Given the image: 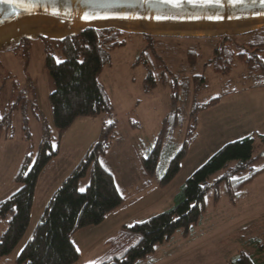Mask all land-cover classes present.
<instances>
[{"label": "rangeland", "instance_id": "374dc122", "mask_svg": "<svg viewBox=\"0 0 264 264\" xmlns=\"http://www.w3.org/2000/svg\"><path fill=\"white\" fill-rule=\"evenodd\" d=\"M30 31L21 29V35L17 34L19 36L9 33L0 37V202L20 189L15 176L25 156L32 152L36 158L40 145L47 136L52 138L55 147H60V154L39 178L32 221L26 235L11 255L0 257V264H17L18 256L41 222L54 192L79 166L92 146L100 141L102 130L110 127L107 139L109 148L102 161L114 173L125 198V206L110 213L102 224L84 228L73 236L82 253L81 260L97 261L108 250L104 241L99 239L112 236L115 231L108 235L109 232L123 222L133 225L177 206L187 180L223 146L233 142L235 135L224 130L222 123H204L203 112L210 108L202 111L198 116L196 137L190 141L189 154L182 163L180 173L168 186L161 187L160 182L168 170L170 160L182 148L186 139L185 129L191 117V109L228 92L258 84L261 77L259 74L251 75L244 64L234 68L230 74H217L212 68H205V63L214 54V44L209 40L218 38V34L147 31L145 34L156 39L145 41L140 35L144 34L143 31L133 32L135 36L128 39L126 46L112 52V63L98 75V81L111 102L112 111L95 117L79 118L60 137L50 101L56 84L46 60L48 54L56 56L57 61L61 62L65 58L61 56L56 44L41 38L39 32ZM23 36L32 38L28 49L20 47L7 50L25 39ZM46 37L51 39V36ZM179 39H182V43ZM147 44L152 45L154 58L159 65V68L155 65L156 86L149 90L146 89L145 80L150 70L143 64H135ZM178 44L201 48V61L197 68L185 67L183 62L186 57L182 52H177L181 50L170 46ZM259 58L264 62V52L260 53ZM163 74H166V79L161 80L160 76ZM197 74L205 81L196 83L193 76ZM148 84L151 85V82ZM174 94L178 95L176 102L180 108L179 118L173 116ZM223 105L221 102L218 107H211L210 113H215L217 109L222 112ZM167 118L170 119L166 127V135L169 136H166L163 144L157 174L147 183L143 158L153 149ZM213 118L217 119V114ZM175 121L180 122L179 127L174 126ZM254 158L252 167L263 168L264 147L260 143H257L254 150ZM235 163H230V167ZM225 172L226 169L220 171L210 182H214ZM90 180L91 169L81 178L79 188L86 190ZM253 189L257 192L261 187L258 184L253 188L246 187L243 193L248 190L252 192ZM221 193L219 204L214 203L212 192L207 196V216L202 219L203 226L198 230L203 239H200L202 243L198 247L192 238L193 229L188 237L184 236L183 230H179L170 242L159 245L156 254L150 256L169 257L163 260L170 259V264H225V258L238 253L237 235L240 233L236 229V232L231 229L221 237L203 241L226 225L241 223L245 214L251 211L250 206L239 203L232 205L224 184ZM261 203L264 205V199L256 202L257 205ZM8 220L9 218L0 219V240L8 227ZM243 234L250 237L252 233L245 231ZM261 240L264 245V236ZM244 246L259 250V245Z\"/></svg>", "mask_w": 264, "mask_h": 264}, {"label": "trees", "instance_id": "16d2710c", "mask_svg": "<svg viewBox=\"0 0 264 264\" xmlns=\"http://www.w3.org/2000/svg\"><path fill=\"white\" fill-rule=\"evenodd\" d=\"M140 35L145 41L156 39L147 34ZM134 36L133 33L112 28L89 29L63 40L41 37L56 44L61 56L65 58L64 61L57 62L56 56L48 54L46 60L47 68L56 84L50 101L60 137L79 118L95 117L112 111L111 102L98 81V75L112 63V52L126 46L128 39ZM179 40L182 43V39ZM31 41L25 38L7 50L20 47L28 49ZM209 42L214 44V54L205 63V68H212L217 74H230L234 68L244 64L249 68L251 75L259 74L261 77L258 84L248 88L264 87V62L259 58L260 53L264 52V29L241 35L222 36ZM170 46L181 50L177 52H182L186 57L183 62L185 67L197 68L201 61L199 46L184 47L181 44ZM151 47L152 45L147 44L135 63L143 64L150 70L145 80L147 90L154 88L157 83L155 65H158L156 63L158 60L154 58V50ZM165 75L160 76V79H166ZM193 79L196 83L205 81L198 74L194 75ZM148 82H151V85ZM231 92L191 109V117L185 129L186 139L182 148L170 160L168 170L160 182L161 187L168 186L180 173L182 163L189 154L190 141L196 137L199 114L216 106L223 96ZM177 98L178 95L174 94L173 116L179 118ZM168 121H170L168 118L164 120L163 130L153 149L143 158V171L147 183L157 174L167 136ZM179 123L175 121L174 126L179 127ZM109 134L110 127L102 130L100 141L92 146L79 166L54 193L45 208L41 222L18 256L17 264L79 263L82 253L75 250L77 246L73 236L84 228L102 224L110 213L125 205V198L114 173L109 171L102 161L109 148L107 140ZM257 143L264 147L263 133H255L223 146L187 180L177 206L142 222L121 227L107 241L108 250L97 264H138L155 253L159 245L170 242L177 231L183 230L184 236L188 237L207 211V196L210 192L213 193L214 203L219 204L222 184L226 186V194L231 204L237 205L243 190L264 173V167L261 169L252 167ZM59 154L60 147H55L52 138L47 136L42 141L36 158L32 152L25 156L15 176L20 189L0 202V219L9 218L8 227L0 240V257L11 255L26 235L32 221L39 178L47 168H50ZM232 162L236 163L230 167ZM90 169V183L86 190L80 191L79 182ZM225 169L224 175L210 182L213 176ZM230 264L260 263L252 253L241 251Z\"/></svg>", "mask_w": 264, "mask_h": 264}, {"label": "water", "instance_id": "95a60500", "mask_svg": "<svg viewBox=\"0 0 264 264\" xmlns=\"http://www.w3.org/2000/svg\"><path fill=\"white\" fill-rule=\"evenodd\" d=\"M35 2L39 7L31 13L25 11L19 2L0 4V37L9 33L19 36L17 34L22 33L19 32L21 29L37 31L42 35L40 37L51 36L53 40H63L89 29L114 28L128 33L143 31L144 34L147 31L218 34L219 37L264 29V4L260 0H255V3L246 0L244 5L237 7H232L228 0H224L223 7H202L185 3L182 8H173L157 3L156 0L148 4L144 3V0H35ZM54 9L59 11V15L51 14ZM85 14L96 18L86 21L82 19ZM156 16L168 18L157 20ZM29 36L23 37L32 39Z\"/></svg>", "mask_w": 264, "mask_h": 264}, {"label": "crops", "instance_id": "0c3cea01", "mask_svg": "<svg viewBox=\"0 0 264 264\" xmlns=\"http://www.w3.org/2000/svg\"><path fill=\"white\" fill-rule=\"evenodd\" d=\"M222 100L215 106L216 108L221 102H223L224 105L222 112L217 109L215 113H210L211 108L210 110L203 112L202 120H204V123L206 121L210 122L211 124L222 123L224 125V130L226 129V131H229L233 135H235L233 141L243 139L255 133L264 134V87H243L237 91H232L230 94H227ZM216 114L217 119H214L213 117ZM257 184L261 187L259 191L256 192L254 189L252 190V192L250 190L245 191L239 201V204L251 207V211L245 214V218L242 220V222H236L226 225L222 227L218 232H214V235H209L205 237V240H203L205 242L210 239L212 240L213 238L221 237L228 233L231 229H233L235 232L237 230V232L240 233L237 235L238 253L225 258V264H230L232 260H235L239 256L241 251H248L252 253L260 264H264L263 244L259 246V250H255L254 248H245L244 246L245 244H248L255 247L256 245L261 244V237L264 236V205H262L263 203L259 205L256 204L257 201L261 202L264 199V173L259 175L247 187L253 188V186H256ZM121 208H119L118 210H120ZM206 216L207 215L205 214L203 218H206ZM201 221L196 227L193 228L192 238L193 241L197 242V247L202 243L200 239H203V237L201 238L198 233V230H201V227L203 226V223ZM125 225L128 224H126V222L121 223L115 228V230L109 232L108 235H110L114 231V233H116L121 227ZM245 231L251 232V236H245L243 234ZM112 236L110 235L108 238H105L106 236H104V238H102L101 240L99 239V241H104V244L106 245L107 241ZM256 251H258L259 254L256 253ZM165 258L169 257H159L158 255H153L141 260L138 264H170V259L163 260ZM77 264H89V262H84L82 259Z\"/></svg>", "mask_w": 264, "mask_h": 264}, {"label": "snow or ice", "instance_id": "6c2138e0", "mask_svg": "<svg viewBox=\"0 0 264 264\" xmlns=\"http://www.w3.org/2000/svg\"><path fill=\"white\" fill-rule=\"evenodd\" d=\"M20 3V6L25 9V11H28L31 13L32 10L39 7V4L35 2V0H0V4H13V3ZM152 0H144V3L148 4L151 3ZM157 3L169 5L173 8H182L185 3L192 4L194 6H202V7H223L224 6V0H156ZM253 3H255V0H252ZM262 4H264V0H260ZM228 3L232 7H237L240 5H244L246 3V0H228ZM52 15H59V11L53 10ZM96 17L85 14L82 19L84 20H91ZM107 18V17H103ZM151 18V17H150ZM168 17H162V16H156L155 19L161 20V19H167ZM211 18V17H209ZM217 19H222L223 17H216ZM61 62V61H57ZM111 123V121H109ZM80 191H84V189H80ZM77 252H80V248L76 247L75 249ZM89 264H97V261H89Z\"/></svg>", "mask_w": 264, "mask_h": 264}]
</instances>
